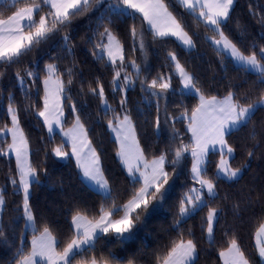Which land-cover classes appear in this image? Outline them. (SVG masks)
<instances>
[{
  "label": "snow or ice",
  "instance_id": "obj_1",
  "mask_svg": "<svg viewBox=\"0 0 264 264\" xmlns=\"http://www.w3.org/2000/svg\"><path fill=\"white\" fill-rule=\"evenodd\" d=\"M234 3L235 0H0V80L8 69H17L14 73L16 81L24 91L25 99L30 101L25 104L23 111L30 112L38 119L42 118L50 138H54L59 129L66 139L60 146L54 147L52 153L61 159L74 157L81 183L103 198L98 207L77 206L70 209V235L66 241L59 240L46 221L41 219L38 222L32 211L30 196L32 185H38L40 179L37 168L31 163L28 140L21 127V109L16 106L13 94L9 93L6 115L10 118L11 126L4 124L0 128V155L7 156L9 152L15 155L16 175L9 176L8 179L14 193L22 196L20 210L24 219V232H31V241L30 244L27 242L24 233L16 237L18 243L14 240L11 245L8 264H121V260L125 258H117L114 252L98 249V241L107 235L113 236L121 244L134 238V229L142 213L154 206V202L158 205L164 201L171 189L169 181L185 160V153L191 157L190 174L194 186L188 188L178 202L177 218L174 221L177 238L153 253V264H196L199 253L194 233L188 230L189 238H185L181 225L204 209H207V214L203 217L202 231L207 242L213 247L216 245L214 227L219 223L222 210L210 205V201L218 196L215 181H238L243 174L241 167L233 168L229 162L228 158L233 157L235 149L226 137L250 125L256 112L264 109V88H261L258 97H244L243 102L234 91H228L223 98L206 95L198 86L196 77L171 50L166 57L170 72L157 73L149 80L144 75L149 71L146 38L150 36L152 43L162 46H166L174 38L178 46L186 50L194 49L196 42L187 30L184 21L186 14L197 26L203 24L215 34L205 35L204 39L214 46L218 55L230 58L237 67L256 75L257 83L264 85V46L253 43L246 54L225 33L224 28L227 27ZM105 4L107 7L100 12L101 6ZM177 5L183 9L182 14H176L172 10ZM94 8L100 13V23L89 38L93 46L92 55L98 63L102 62L111 69L109 86L113 93L121 94V110L117 111L109 103L104 84L99 78H96L95 86L89 83L87 90L99 100L105 116L111 113L107 127L118 144L117 156L133 182V189L124 202L112 195L113 190L105 175L100 155L92 146L88 128L81 120L76 104L71 103L75 64L62 71L57 63H48L43 69V79H40L39 72L31 68H24L22 75L18 67L25 57L54 35L61 36L64 50L71 55V40L66 30L74 18L83 16ZM109 12L140 22L139 30L135 22L129 26L131 46L127 61L124 43L104 23L107 19L108 24H111ZM250 13L264 25V15L252 11L251 6ZM101 27L103 31L99 30ZM138 50L142 55L141 63L131 58ZM141 64L145 67L142 68ZM129 68L132 69L131 72ZM173 74L182 85L180 94L194 95L198 98V103L191 110L184 107L177 116L166 113L164 121L172 127V145L168 150L149 158L140 146L136 126L126 107V93L138 81L140 90L155 98L154 127L159 130L160 101L167 102L169 91H175L172 89ZM29 80L31 85H36L39 81L43 86L42 97L39 95V88L36 93L38 99L42 100L41 107H36L35 102H31ZM83 88L84 85L81 84V92ZM2 96L3 91L0 89V97ZM65 100L69 101L68 107L73 115L72 127L67 130L63 128ZM177 121H187L186 131L191 134L189 143H184L176 129ZM8 134L11 135V143L5 149L3 141ZM256 135L253 129V140ZM64 144L70 146V152L64 150ZM210 151L218 153L220 157L215 165L214 178L208 176ZM253 155L252 151L247 152V156ZM166 164L172 167L171 173L166 170ZM5 191L6 188L0 187V241L6 244L3 220ZM239 207L238 203L233 205L234 214L239 215ZM254 238V247L261 264H264V222L256 229ZM223 239L226 246L219 251L223 264H251L234 232L230 234L225 231ZM126 264L136 262L127 259Z\"/></svg>",
  "mask_w": 264,
  "mask_h": 264
},
{
  "label": "trees",
  "instance_id": "obj_2",
  "mask_svg": "<svg viewBox=\"0 0 264 264\" xmlns=\"http://www.w3.org/2000/svg\"><path fill=\"white\" fill-rule=\"evenodd\" d=\"M250 6L252 11L264 15V0H235L227 27L224 28L225 33L245 53L250 51V46L253 43L264 46V25L258 21L257 17L251 15ZM105 7L107 4L101 6L100 12H103ZM172 10L176 14L183 13V9L178 5ZM99 17L100 13L94 8L87 14L72 20L71 25L66 30L71 40V55L64 50L61 36L54 35L47 43H42L25 57L24 62L18 67L22 75L24 68H31L33 71L39 72L40 79H43V69L48 63H57L62 71L73 66V63L75 64V76L71 86V103L76 104L81 120L88 128L92 146L100 155L105 175L113 190L112 195L118 198L120 202H124L133 189V182L117 156L118 144L107 127L111 113L105 116L99 100L87 90L88 84L91 83L95 86L96 78H99L104 84L109 103L117 111L121 110L119 105L121 94L113 93L109 86V81L112 78L111 69L102 62L98 63L92 55L93 46L89 42V38L93 36L100 23ZM108 17L111 19V24H108L107 19L104 23L124 43L127 61L131 46L128 34L129 26L135 22L139 30L140 22L110 12ZM184 21L189 34L193 36L196 42V47L192 50H186L178 46L174 38L166 46H162L159 43H152L151 37L148 36L146 40L149 71L145 72L144 75L148 76L150 80L157 73L170 72L166 57L167 52L171 50L175 52L181 64L196 77L198 86L206 95L223 97L228 91H234L242 102L244 97L253 99L258 97L264 85L257 83V76L237 67L230 58L218 55L214 46L204 39L205 35L214 36L215 34L208 31L203 24L197 26L192 18L186 14ZM99 30L103 31V28L101 27ZM131 58L136 59L137 63H141L142 55L138 50ZM141 67L144 68L145 65L141 64ZM16 70V68L8 69L4 78L0 80V89L3 91V96L0 97V128L4 124L10 126L6 107L7 95L12 93L15 97L16 106L21 109L20 122L28 140L30 160L33 166L37 168L40 179V183L38 185L33 184L31 188L32 211L38 222L41 219L46 221L53 228L57 238L66 241L70 235V209L77 206L98 207L103 198L81 183L79 169L73 157L69 156L67 161H61L52 153L51 150L54 147L63 143L62 135L56 132L54 138H50L41 118L38 119L30 112L23 111L25 104L30 101L25 99L24 91L16 81L14 75ZM129 71L132 69L129 68ZM64 79L66 81L67 77L65 76ZM28 83L31 86V102H35L36 107H41L42 100L38 99L36 93L39 88V95L42 97V84L37 81L36 85H31L30 80ZM81 84L84 85L83 92H81ZM172 89L175 91H169L167 102L160 101L161 123L159 131L154 127L155 98L142 92L138 81L134 87L127 90L126 107L136 126L140 146L149 158L168 150L172 145V127L164 121L166 113L177 116L184 107L191 110L198 103V98L194 95L180 94V81L174 74ZM68 105L69 101L65 100L64 126L73 124V115ZM186 124L187 121H177L175 127L183 137L184 143H189L190 134L186 131ZM253 129L257 134L255 140L251 137ZM228 141L235 149L231 164L235 168H243V174L238 181H215L218 196L215 200L210 201V205L222 210L219 223L214 228L216 245L214 247L210 245L202 231L203 217L206 216L207 209L183 223L181 230L185 233V238H189L187 237L188 230L194 233L199 253L196 264H222L219 251L226 246L223 239L225 231H229L230 234L235 233L251 264H261L258 252L254 247V233L260 223L264 222V109L256 112L250 125L228 135ZM10 142V137H6L3 141V147L7 149ZM64 150L70 151V146L64 144ZM249 151L254 153L252 157L247 156ZM171 158L172 156L169 154V159ZM210 161L208 176L214 178L217 162L215 155H212ZM165 168L170 173L173 171L172 167L167 164ZM190 168L191 157L185 153V160L175 170L176 174L169 181L171 189L166 194L161 208L156 210L150 206L147 212L142 213L134 229V238L121 244L113 236L107 235L98 241V249L114 252L117 258H125L121 260V264H126L127 259L135 260L136 264H153V253L169 244L172 239L177 238L174 221L177 218L178 202L182 194L194 184L191 180ZM15 175L16 162L14 156L0 155V187L6 188L4 193L6 206L3 220L5 238L7 239L6 244L0 241V264H8L11 258V245L21 233L26 235L29 244L31 241V232H24V219L20 210L22 196L14 193L8 179L9 176ZM138 186L136 185V187ZM236 203L240 205L239 215L234 214L233 205ZM16 242L18 243V240Z\"/></svg>",
  "mask_w": 264,
  "mask_h": 264
},
{
  "label": "rangeland",
  "instance_id": "obj_3",
  "mask_svg": "<svg viewBox=\"0 0 264 264\" xmlns=\"http://www.w3.org/2000/svg\"><path fill=\"white\" fill-rule=\"evenodd\" d=\"M112 2H114V0H112ZM106 8V7H105ZM208 36H212V35H208ZM185 49V48H184ZM247 54V53H246ZM177 56V55H176ZM178 58V57H177ZM233 62V61H232ZM131 72V71H130ZM134 87V86H133ZM130 88H132V87H130ZM182 88V85H181V83H180V89ZM224 97V96H223ZM223 97H220V98H223ZM41 120H42V118H41ZM64 121H65V113H64ZM64 124V123H63ZM11 126V125H10ZM9 126V127H10ZM72 127V125L71 126H64L63 125V128L65 129V130H67L68 128H71ZM46 128V127H45ZM46 130H47V128H46ZM159 130H160V128H159ZM158 130V131H159ZM48 132V131H47ZM56 132H59L60 133V131H59V129H57L56 130ZM55 132V133H56ZM49 134V133H48ZM61 134V133H60ZM190 134V133H189ZM62 135V134H61ZM111 135H112V137L113 138H115L114 137V135L111 133ZM136 135H137V133H136ZM190 136H191V134H190ZM7 137H10V139H11V135L10 134H8L7 135ZM63 137V136H62ZM64 138V137H63ZM66 138H64V140H65ZM226 139L228 140V136L226 137ZM229 142V141H228ZM11 143V142H10ZM28 149H29V146H28ZM65 151H68V150H65ZM70 152V151H69ZM8 155H10V156H14V158H15V155H14V153H12V152H9V154ZM212 155H215V158L217 159V162L219 161V159H220V157H219V154L218 153H213V152H209V159L211 160V158H212ZM233 156H234V154H233ZM59 157H57V159H58ZM232 158L233 157H231V158H228L229 159V162H230V164H231V160H232ZM61 161H67L68 160V158H65V159H61V158H59ZM216 162V163H217ZM232 165V164H231ZM232 167L233 168H235L233 165H232ZM242 171H243V168H242ZM193 186H194V184H193ZM161 206H162V202L161 203H159L158 205L155 203L154 204V206H153V208L154 209H156V210H158V209H160L161 208ZM215 228V227H214Z\"/></svg>",
  "mask_w": 264,
  "mask_h": 264
},
{
  "label": "crops",
  "instance_id": "obj_4",
  "mask_svg": "<svg viewBox=\"0 0 264 264\" xmlns=\"http://www.w3.org/2000/svg\"><path fill=\"white\" fill-rule=\"evenodd\" d=\"M73 159L75 160V158L73 157ZM76 162V161H75ZM221 262H222V264H223V261H222V259H221Z\"/></svg>",
  "mask_w": 264,
  "mask_h": 264
}]
</instances>
